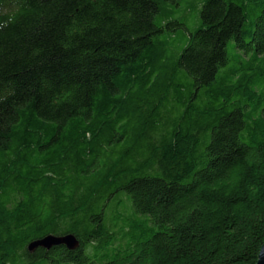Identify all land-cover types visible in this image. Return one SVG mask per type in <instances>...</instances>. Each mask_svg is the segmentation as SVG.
Listing matches in <instances>:
<instances>
[{"label":"trees","instance_id":"obj_1","mask_svg":"<svg viewBox=\"0 0 264 264\" xmlns=\"http://www.w3.org/2000/svg\"><path fill=\"white\" fill-rule=\"evenodd\" d=\"M263 244L264 0H0V264Z\"/></svg>","mask_w":264,"mask_h":264},{"label":"water","instance_id":"obj_2","mask_svg":"<svg viewBox=\"0 0 264 264\" xmlns=\"http://www.w3.org/2000/svg\"><path fill=\"white\" fill-rule=\"evenodd\" d=\"M63 244L68 249H74L77 247V241L73 235L67 234L64 236L47 235L43 238L35 240L28 245V249L32 250L36 247H43L49 249L54 245ZM255 264H264V244L261 246L258 258Z\"/></svg>","mask_w":264,"mask_h":264},{"label":"rangeland","instance_id":"obj_3","mask_svg":"<svg viewBox=\"0 0 264 264\" xmlns=\"http://www.w3.org/2000/svg\"><path fill=\"white\" fill-rule=\"evenodd\" d=\"M193 24V21H190L189 22V27L191 28V25ZM227 52H228V55L230 56V54L232 53V49H231V47H230V45L228 46V48H227Z\"/></svg>","mask_w":264,"mask_h":264}]
</instances>
